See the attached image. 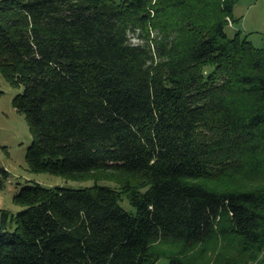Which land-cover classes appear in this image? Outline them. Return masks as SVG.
Returning a JSON list of instances; mask_svg holds the SVG:
<instances>
[{
	"label": "trees",
	"instance_id": "trees-1",
	"mask_svg": "<svg viewBox=\"0 0 264 264\" xmlns=\"http://www.w3.org/2000/svg\"><path fill=\"white\" fill-rule=\"evenodd\" d=\"M236 1L0 0L29 170L119 186L24 183L0 210V264H202L220 241L234 252L212 264L258 259L264 187L209 185L264 182V50L227 36Z\"/></svg>",
	"mask_w": 264,
	"mask_h": 264
},
{
	"label": "rangeland",
	"instance_id": "rangeland-1",
	"mask_svg": "<svg viewBox=\"0 0 264 264\" xmlns=\"http://www.w3.org/2000/svg\"><path fill=\"white\" fill-rule=\"evenodd\" d=\"M233 24L225 28L228 37H233L237 31L256 48L264 50V0H237L233 12ZM130 42L139 44L141 41L130 35ZM21 89L11 87L0 75V169L8 173L7 178H3L0 188V210L7 209L12 212L20 208L14 204L13 196L17 193L21 185L26 182H36L45 187H68L78 188L98 182L113 188H119L118 184L110 179H99L97 174L94 180L75 182L62 177L46 174L33 173L29 170L25 158L26 149L31 142L30 133L26 125L23 114L17 112L12 106V99ZM98 180H97V179ZM217 188H258L264 187V182H247L245 179L234 178L222 183H209ZM121 207L130 214H135L127 200L121 202ZM166 257L172 256L177 247L169 244L158 243L155 245ZM201 254L199 250L192 252L191 256L196 257L197 263L212 264L220 257L233 253V247L227 242H217ZM168 258L159 259L156 264H167ZM264 264V252L252 264Z\"/></svg>",
	"mask_w": 264,
	"mask_h": 264
},
{
	"label": "built area",
	"instance_id": "built-area-1",
	"mask_svg": "<svg viewBox=\"0 0 264 264\" xmlns=\"http://www.w3.org/2000/svg\"><path fill=\"white\" fill-rule=\"evenodd\" d=\"M256 264V263H255Z\"/></svg>",
	"mask_w": 264,
	"mask_h": 264
}]
</instances>
